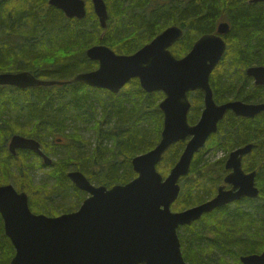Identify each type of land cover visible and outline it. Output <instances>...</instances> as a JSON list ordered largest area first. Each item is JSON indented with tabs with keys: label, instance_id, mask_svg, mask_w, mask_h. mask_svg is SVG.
<instances>
[{
	"label": "trees",
	"instance_id": "trees-1",
	"mask_svg": "<svg viewBox=\"0 0 264 264\" xmlns=\"http://www.w3.org/2000/svg\"><path fill=\"white\" fill-rule=\"evenodd\" d=\"M105 1L109 11L106 28L90 0L83 19L67 17L49 0H0V73L24 70L39 78L68 81L98 67L86 54L91 45L105 44L119 54H133L170 25L184 30L171 47L181 58L198 38L216 33L218 24L227 21L230 30L224 38L228 48L210 80L215 100L223 103L256 91L264 96V88L252 86L245 72L253 64L264 66V2ZM189 97V121L194 124L204 108V95L195 91ZM163 98V92L143 90L137 78L119 93L70 82L30 88L0 85V185L13 183L17 190L27 192L34 212L53 216L70 212L86 198V192L69 178L70 170L83 171L97 185L129 182L137 176L132 158L161 139L164 115L159 103ZM227 114L218 134L195 155L190 173L180 179L181 193L174 210L212 198L223 183L222 160L212 159L210 153L256 140L262 146L256 149L260 156L249 155L244 168L258 171L260 195L217 208L181 227L179 237L188 264H243L241 256L264 251V126ZM87 130L91 137L85 136ZM14 134L37 139L50 156L58 155L61 147L65 156L47 166L30 149L13 155L8 144ZM184 147L185 142L179 141L164 154L157 166L164 176ZM37 169L47 171L52 182L36 183L32 172ZM14 254L0 214V264H11Z\"/></svg>",
	"mask_w": 264,
	"mask_h": 264
},
{
	"label": "water",
	"instance_id": "water-1",
	"mask_svg": "<svg viewBox=\"0 0 264 264\" xmlns=\"http://www.w3.org/2000/svg\"><path fill=\"white\" fill-rule=\"evenodd\" d=\"M91 2L101 26L106 28V1ZM49 3L69 18L83 19L87 15V0ZM229 30L227 21L220 22L216 33L203 34L181 58L171 51L184 34L178 25L168 26L133 54H119L105 44H94L86 54L98 62V67L79 72L68 81L42 79L24 70L0 73V85L18 88L70 82L119 93L137 78L146 92L164 94L159 103L164 115L161 139L152 149L132 158L137 176L129 182L111 187L96 185L83 171L70 170L71 181L89 195L77 210L56 216L35 213L27 192L17 190L11 183L0 185V214L15 248L11 264H188L179 237L181 227L236 200L259 196L257 172L247 173L242 167L243 156L252 149L247 145L232 151L227 160L226 167L232 172L225 177V183L232 185L230 189L220 185L212 198L183 210L172 209L181 193L180 179L190 173L195 154L218 131L225 114L231 110L237 115L254 116L264 109V104L215 100L210 80L227 50L224 35ZM247 73L256 79V84H264V66L250 67ZM194 91L203 93L204 108L198 122L191 124L189 93ZM179 141H186L185 147L164 176L157 166ZM20 149L35 151L47 166L53 163L40 141L14 134L9 151L15 155ZM240 259L243 264H264V251Z\"/></svg>",
	"mask_w": 264,
	"mask_h": 264
},
{
	"label": "flooded vegetation",
	"instance_id": "flooded-vegetation-1",
	"mask_svg": "<svg viewBox=\"0 0 264 264\" xmlns=\"http://www.w3.org/2000/svg\"><path fill=\"white\" fill-rule=\"evenodd\" d=\"M227 48H228V44H227ZM254 66H263V65L253 64V65L248 66V67L246 68V70H245V72H246V76L248 77V80L251 81V85H252V86H255V87H263V88H264V84H256V79H255L253 76H251V75H249V74L247 73L248 69H249L250 67H254ZM254 90H255V89H254ZM246 92H247L248 94H250V92H252V90L248 88V89H246ZM232 100H240V101H243V102H245V103H249V104H257V105H262V104H264V96H263V94H260L258 91H256V93L254 92V93L250 94L249 97H244V98H241V99H232ZM229 101H230V100H229ZM228 112H232V113H233L236 117H238V118H242V119H244V120H252L254 123H257L258 125L263 124V126H264V109L261 110V111H259L258 113H256V115H254V116H242V115H237V114H235V113H234L233 111H231V110H229ZM228 112H227V113H228ZM227 113L225 114L224 118L219 122V127H220V123H221L222 121H224V119H225L226 116L228 115ZM261 115H263V119H258V117L261 116ZM199 118H200V117H199ZM198 120H199V119H198ZM197 122H198V121H197ZM197 122H196V123H197ZM196 123H194V124H196ZM219 127H218V131H219ZM218 131H217L216 133L212 134V135L209 137V139H208L207 142H206V145H205L203 148H205V147L207 146L208 141L211 139V137H212L213 135L218 134ZM263 134H264V133H263ZM185 144H186V141H185ZM247 145H252V149H251V151H250L249 153H247V154H245V155L243 156V158H242V167H243L244 171L247 172V173L252 172V171H256V172L258 173L257 170H249V169H247V168H244V162L247 160V158L249 157V155H251L252 153H253V154H254V153H257L258 156H260V155H259V152L256 151V149L261 148L262 146H261V143L257 142V140H256V141H253V142L251 141V142H248V143H245V144H242V145H238V146H236V147L233 148V149H227V148L223 149V148H221V151H225V153H226V156H225L224 158L219 159V160H222V165L224 166L225 171H226V174H225V176H224V178H223V183H222L221 185H225L227 189H230V188L232 187V185L225 183V177H226L229 173L232 172V169H228V168L226 167L227 160H228V158H229V156H230V154H231L232 151H234V150H236V149H238V148H241V147L247 146ZM209 147H211V146H209ZM203 148H202V149H203ZM212 148H213V147H212ZM202 149H200V150H202ZM200 150H199V151H200ZM211 150L213 151V149H211ZM199 151H198V152H199ZM198 152H197V153H198ZM218 152H219V151H218ZM197 153H196V154H197ZM212 153H214V152H212ZM215 153H217V151H216ZM215 153H214V154H215ZM196 154H195V155H196ZM212 156H213V155H212ZM194 157H195V156H194ZM216 160H217V159H216ZM256 185H257V187L260 189V187H259L258 184H257V175H256ZM216 193H217V192H216ZM259 195H260V194H259ZM244 198H249V197H244ZM244 198H242V199H244ZM242 199H240V200H242ZM240 200H236V201H240ZM236 201H234V202H232V203H229V204H233V203H235ZM229 204H227V205H229ZM225 206H226V205H225Z\"/></svg>",
	"mask_w": 264,
	"mask_h": 264
},
{
	"label": "rangeland",
	"instance_id": "rangeland-1",
	"mask_svg": "<svg viewBox=\"0 0 264 264\" xmlns=\"http://www.w3.org/2000/svg\"><path fill=\"white\" fill-rule=\"evenodd\" d=\"M84 134H85V136L88 138V137H91V132H89L88 130L87 131H85L84 132ZM58 155H56V156H52V158L53 159H57V158H60V157H63V156H65V151H64V149H62L61 147H59V151H58V153H57ZM213 155V156H212ZM210 156H212V159H222V158H224L225 156H226V153H225V151H219V152H217V153H210V155H209V157ZM47 171H45V170H41V169H37V170H34L33 172H32V175H33V178H34V181L36 182V183H43V182H52V180L50 179V178H48L46 175L47 174H45ZM11 183V182H10ZM182 182L180 181V184H181ZM11 184H13V183H11ZM181 186H182V184H181ZM89 194H87V193H85V197H87ZM82 202L83 201H81L79 204H77L75 207H74V209H72L71 211H74V210H77L79 207H80V205L82 204ZM69 203H71V202H69ZM172 209L174 210V206L172 205ZM70 211V212H71ZM174 211H176V210H174ZM58 212V211H57ZM59 214H61V213H58V214H55V215H53V216H56V215H59Z\"/></svg>",
	"mask_w": 264,
	"mask_h": 264
}]
</instances>
